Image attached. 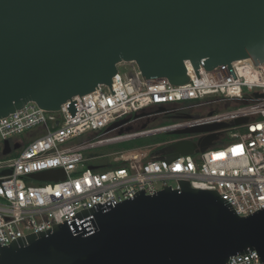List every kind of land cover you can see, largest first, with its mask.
I'll list each match as a JSON object with an SVG mask.
<instances>
[{
    "label": "water",
    "instance_id": "obj_1",
    "mask_svg": "<svg viewBox=\"0 0 264 264\" xmlns=\"http://www.w3.org/2000/svg\"><path fill=\"white\" fill-rule=\"evenodd\" d=\"M248 58L264 63V0H0V118L31 102L58 111L101 84L115 94L122 63L135 62L145 80L179 86L203 66L227 65L237 79L231 64ZM66 106L77 116V100ZM216 138L174 144L168 158L204 152ZM12 150L7 141L3 154ZM29 177L58 180L65 172ZM178 181L180 189L96 203L72 221L0 243V264H228L252 251L264 264V210L239 216L217 190Z\"/></svg>",
    "mask_w": 264,
    "mask_h": 264
},
{
    "label": "built area",
    "instance_id": "obj_2",
    "mask_svg": "<svg viewBox=\"0 0 264 264\" xmlns=\"http://www.w3.org/2000/svg\"><path fill=\"white\" fill-rule=\"evenodd\" d=\"M120 66L131 71L122 75ZM231 66L237 79L227 65L209 71L203 66L188 71L191 81L186 85L176 86L166 78L145 80L135 62L122 63L113 78L115 94L101 84L90 94L68 100L58 111L31 102L0 118L1 245L72 221L96 203L114 199L118 204L140 190L154 195L165 187L180 189L178 180L190 181L195 189L217 190L239 216L264 210V63L255 66L248 58ZM76 100L77 116L71 117L66 105ZM208 107V113H203ZM158 119L172 122L153 126ZM137 120L145 122L142 129L125 133ZM223 123L228 126L213 132L174 134ZM38 129L42 134L29 143L20 138ZM163 134L173 138L89 155L94 148ZM212 134L217 138L206 151L168 158L173 154L168 148L174 144H198ZM7 141L12 148L22 143L20 152L13 155V148L4 155ZM50 170H63L65 178L29 177ZM5 171L11 174L4 175ZM228 264L263 263L252 251L231 257Z\"/></svg>",
    "mask_w": 264,
    "mask_h": 264
},
{
    "label": "rangeland",
    "instance_id": "obj_3",
    "mask_svg": "<svg viewBox=\"0 0 264 264\" xmlns=\"http://www.w3.org/2000/svg\"><path fill=\"white\" fill-rule=\"evenodd\" d=\"M119 71L122 75H125L126 73H129L131 71V68L128 66H120L119 67ZM185 105H190L191 103H184ZM214 107H212L213 109ZM230 109H233V107H231ZM228 109V110H230ZM208 110H210V107L203 109V113H208ZM201 113V114H203ZM172 122L171 119H158L157 121H155V123H153L152 125H161V124H167ZM143 121L141 120H137L135 122V124H133L131 127V130H127L125 131V133L129 132H137L140 129H142V127L144 126ZM131 125V124H130ZM32 131H27L25 132L23 135H21V139L24 140L25 143H29L31 141H33L35 139V137H32ZM173 138V135L171 134H163V135H158L156 137H151V138H145V139H141V140H134V141H127V142H122L119 144H113V145H109V146H104V147H100V148H94L91 150L89 155L92 156H98V155H105V154H109V153H114V152H119V151H126V150H130V149H135V148H139V147H143L146 145H150V144H154V143H158V142H163V141H168L170 139ZM20 151H14L13 155H16L17 153H19ZM173 184V182H171Z\"/></svg>",
    "mask_w": 264,
    "mask_h": 264
},
{
    "label": "crops",
    "instance_id": "obj_4",
    "mask_svg": "<svg viewBox=\"0 0 264 264\" xmlns=\"http://www.w3.org/2000/svg\"><path fill=\"white\" fill-rule=\"evenodd\" d=\"M42 132H43L42 129L35 130V131H33V133H32V137H36V136L42 134Z\"/></svg>",
    "mask_w": 264,
    "mask_h": 264
},
{
    "label": "flooded vegetation",
    "instance_id": "obj_5",
    "mask_svg": "<svg viewBox=\"0 0 264 264\" xmlns=\"http://www.w3.org/2000/svg\"><path fill=\"white\" fill-rule=\"evenodd\" d=\"M16 145H19L20 147L18 149H15L14 147ZM14 150L17 151V150H20L22 148V143H15L14 146H13Z\"/></svg>",
    "mask_w": 264,
    "mask_h": 264
},
{
    "label": "trees",
    "instance_id": "obj_6",
    "mask_svg": "<svg viewBox=\"0 0 264 264\" xmlns=\"http://www.w3.org/2000/svg\"><path fill=\"white\" fill-rule=\"evenodd\" d=\"M139 140H141V139H139Z\"/></svg>",
    "mask_w": 264,
    "mask_h": 264
}]
</instances>
